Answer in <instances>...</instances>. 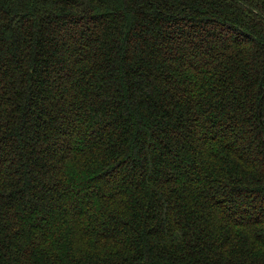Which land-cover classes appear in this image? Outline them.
Here are the masks:
<instances>
[{"label": "trees", "instance_id": "16d2710c", "mask_svg": "<svg viewBox=\"0 0 264 264\" xmlns=\"http://www.w3.org/2000/svg\"><path fill=\"white\" fill-rule=\"evenodd\" d=\"M0 264H264V0H0Z\"/></svg>", "mask_w": 264, "mask_h": 264}]
</instances>
